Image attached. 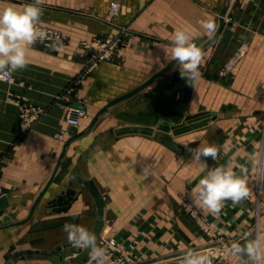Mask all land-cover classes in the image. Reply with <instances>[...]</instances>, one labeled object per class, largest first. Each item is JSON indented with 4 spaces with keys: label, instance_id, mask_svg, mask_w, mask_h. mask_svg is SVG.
<instances>
[{
    "label": "crops",
    "instance_id": "0c3cea01",
    "mask_svg": "<svg viewBox=\"0 0 264 264\" xmlns=\"http://www.w3.org/2000/svg\"><path fill=\"white\" fill-rule=\"evenodd\" d=\"M113 0H43L40 23L59 29L66 45L30 46L28 65L13 73L14 83L0 88V198L9 222L23 221L40 189L52 174L64 142L68 106L84 107L78 130L111 99L140 84L172 60L171 41L188 29L193 42L209 36L200 26L205 18L218 24L223 0H114L119 12L109 24ZM33 0H0V7ZM124 29L118 56L80 76L71 90L56 96L82 70L86 57L80 42ZM245 52L225 76L223 68L239 47ZM201 77L193 85L181 78L178 66L151 81L142 91L103 113L91 131L70 142L53 181L31 217L0 229V264H55L46 258L16 257L26 250L47 252L69 244L63 226L80 225L92 232L96 205L92 180L104 201V227L110 226L125 248L142 261L167 262L172 253L173 190L190 193L202 176L190 150L207 144L218 147L210 168L230 164L247 169L248 198L225 203L219 216L205 213L213 227L238 239L257 225L264 227V0H229L219 36L203 51ZM75 81V80H74ZM13 97L41 109L26 131L18 127ZM56 98V100H54ZM195 124L189 139L179 141L156 126L174 129L173 116ZM212 119L207 128L206 121ZM192 123V122H191ZM184 145L175 148L171 141ZM194 143L193 146H188ZM73 190L66 210L50 206L59 194ZM0 216V224H2ZM102 229L101 231H103ZM157 260V261H156ZM73 264L68 259L58 264ZM238 264V262H234Z\"/></svg>",
    "mask_w": 264,
    "mask_h": 264
},
{
    "label": "clouds",
    "instance_id": "9594fccd",
    "mask_svg": "<svg viewBox=\"0 0 264 264\" xmlns=\"http://www.w3.org/2000/svg\"><path fill=\"white\" fill-rule=\"evenodd\" d=\"M43 0H33L24 5L9 4L0 7V81H7L12 74L27 67L30 46L47 39V33L39 27L43 14ZM204 33L212 37L217 24L208 17L200 22ZM55 47V45H53ZM171 58L177 62L181 78L193 85L201 77L200 66L204 53L188 29H179L171 41ZM192 160L200 165L202 176L192 189V204L219 216L227 201L236 206L249 197L250 189L243 166L239 173L230 164L210 168L207 160L219 156L216 145H198L190 150ZM63 231L74 248L88 252L89 264H107L108 249L97 243V236L83 226L65 224ZM235 259L238 264H264V227L257 225L255 231L243 233L240 238L226 243L219 254L211 248H186L177 258L176 264H217L221 258Z\"/></svg>",
    "mask_w": 264,
    "mask_h": 264
},
{
    "label": "rangeland",
    "instance_id": "374dc122",
    "mask_svg": "<svg viewBox=\"0 0 264 264\" xmlns=\"http://www.w3.org/2000/svg\"><path fill=\"white\" fill-rule=\"evenodd\" d=\"M112 2L118 3L117 1L113 0L109 3V7ZM108 10L106 13V19L108 23L111 24L114 22L115 18L118 15L119 7L117 14L113 17L109 16ZM39 27L42 31L47 33V39L43 41L37 40V42L34 44H39L43 48H50L54 44L63 46L68 43L67 37L59 29L49 24L42 23H39ZM118 31L119 29L102 37H95L80 42V55L81 57H86L87 61L85 62V65L83 66L80 73L75 78H73L72 82L68 84V86H66L65 89H63L61 93L56 96V98L64 96L65 93L69 94L68 92L71 90L72 86L74 85L76 80L80 78V76L92 72L100 63L112 61L118 56V49L121 44L118 43L117 45L113 46L112 43V49H115L109 53V58L97 62L90 71H84L85 66L89 65V63H93V56L99 53L101 49H103L104 51L110 50L109 47H111V42L108 43L106 40L110 37L114 38ZM244 52V46H239L233 52V54L230 56V59H228V62L225 63V67L223 68L222 72L225 76H230L231 68L234 66L236 61L241 56H243ZM3 82L4 81H2L1 83L5 84ZM13 83L14 81L12 83H6L5 85L10 86ZM2 84H0V88L2 87ZM9 94L10 97H13V93L9 92ZM56 98H54V100H56ZM12 102L17 107L18 127L20 130L26 131L41 116V109L35 105H31L22 98L19 99L13 97ZM2 110L3 107L0 103V111ZM182 113L183 112H181V114L178 116H173V121L179 126L174 129H170L168 126L157 124V133L161 134V131H167L169 134H171L172 138H176L179 141L189 139L191 133H193L196 128L190 126V124L188 123L186 125H180L183 122ZM211 123L212 119L209 117V119L206 121V125H208L207 128H210L209 125ZM174 201L175 205H173L172 253L170 260H168L167 262H151L147 260L142 261L141 257L139 256L140 254L137 251H135L133 248H125L119 242V239H117L115 235H112L110 226H106L105 228H102L104 230L100 232L97 238V243L100 246L106 247L108 249L109 259L107 261V264H176L177 258L186 248H211L216 250L219 254L223 246L234 239L228 237L222 230L213 227L209 217L205 213L200 211L199 208L189 207V205L192 204L189 190H173V202ZM89 260L90 257L88 255L86 260L73 264H89ZM234 262L238 261H236L235 259H225L221 256V258L217 261V264H234Z\"/></svg>",
    "mask_w": 264,
    "mask_h": 264
},
{
    "label": "water",
    "instance_id": "95a60500",
    "mask_svg": "<svg viewBox=\"0 0 264 264\" xmlns=\"http://www.w3.org/2000/svg\"><path fill=\"white\" fill-rule=\"evenodd\" d=\"M229 0H223L221 4V9L219 12V19H218V24H217V30L215 34L212 37H208L202 44L198 45L204 51L220 34L223 24H224V15L227 9V4ZM177 66V62L174 60H170L166 64H164L162 67L157 69L155 72H153L150 76H148L145 80H143L140 84L137 86L133 87L132 89L128 90L127 92L111 99L108 101L105 105H103L95 114L92 116L90 119V122L88 125L82 129L78 130L77 126H71L70 127V137L64 142L63 147L61 149L59 158L57 160L56 166L52 172V174L49 176V178L46 180L44 186L40 189L38 195L36 196L33 204L31 205L30 211L26 218L23 221L28 220L31 217V214L39 202V199L41 196L44 194V192L47 190L51 182L53 181L54 175L60 166L62 159L65 155L66 149L68 145L70 144L71 141L74 139L81 137L85 134H87L91 129L93 128L94 124L98 120V118L105 113L108 109H110L112 106L116 105L117 103H120L133 95L137 94L138 92L142 91L151 81L156 79L157 77L161 76L162 74L166 73L167 71L173 69L174 67ZM171 145L175 148L179 149H184L185 146L180 144L179 142L172 140ZM194 143H189L188 146H193ZM84 185L87 186L91 192V194L94 197V202L96 205V220L95 224L92 230V233H94L97 238L103 228L104 225V214H103V209H104V201L103 198L101 197L95 183L92 180H87L84 182ZM74 195L73 190H67L64 194H59L53 201L49 202L50 206L55 207L54 209L58 211L66 210L68 208V204L70 200L72 199ZM4 202H6L5 197L0 198V216L3 215V207ZM7 203V202H6ZM9 215H4L2 216V224H0V229H6L10 226H14L17 224H20L23 221H17V222H9ZM88 252L79 248H74L70 244H65L63 246L57 247L56 250L53 251H47V252H40L38 250H26L24 253H18L15 254L12 259H15L16 257H21L25 258L26 256L32 257V258H48L51 262L58 264L60 261L68 259L69 262L71 263H78L82 262L87 259L88 257ZM11 260L7 264H10Z\"/></svg>",
    "mask_w": 264,
    "mask_h": 264
},
{
    "label": "built area",
    "instance_id": "2783aa9c",
    "mask_svg": "<svg viewBox=\"0 0 264 264\" xmlns=\"http://www.w3.org/2000/svg\"><path fill=\"white\" fill-rule=\"evenodd\" d=\"M118 7H119L118 3H116V2H112L111 3V5L109 7V10H108V13H109L110 17H113L114 15L117 14ZM123 37H124V29H119V31L117 32V34L115 35L114 38L110 37L106 41L108 43L111 42L110 46L112 45V43H113V46H115L118 43L119 44L122 43ZM98 43H97V45H98ZM109 48H110V50L104 51L103 49H101L99 53L95 54L93 56V59H92L93 63L92 64L89 63V65H86L85 68H84V71L85 72L90 71L94 67V65H96L97 62H100L101 60L106 59V58L108 59L109 58V53L112 52V50L115 49V48L112 49V46L109 47ZM13 81H14V78H13V75H12L9 80L4 81V82L12 83ZM68 89H70V88H68ZM83 115H84V107H83V105L80 104L77 107L72 106V105L68 106L66 114H65L66 127L64 129H62L61 132L59 133V135H58L59 139H62L66 135L70 134V127L71 126H78L79 122H80V119H81V117Z\"/></svg>",
    "mask_w": 264,
    "mask_h": 264
},
{
    "label": "bare ground",
    "instance_id": "6f19581e",
    "mask_svg": "<svg viewBox=\"0 0 264 264\" xmlns=\"http://www.w3.org/2000/svg\"><path fill=\"white\" fill-rule=\"evenodd\" d=\"M194 121V120H193ZM193 121H190L188 124H190V126H194L195 124L193 123ZM192 122V123H191ZM175 132V131H174Z\"/></svg>",
    "mask_w": 264,
    "mask_h": 264
}]
</instances>
